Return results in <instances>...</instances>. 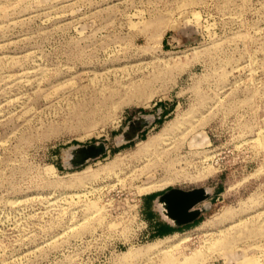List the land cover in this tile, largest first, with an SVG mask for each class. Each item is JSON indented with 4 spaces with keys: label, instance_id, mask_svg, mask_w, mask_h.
I'll return each mask as SVG.
<instances>
[{
    "label": "rangeland",
    "instance_id": "1",
    "mask_svg": "<svg viewBox=\"0 0 264 264\" xmlns=\"http://www.w3.org/2000/svg\"><path fill=\"white\" fill-rule=\"evenodd\" d=\"M0 264H264V0H0Z\"/></svg>",
    "mask_w": 264,
    "mask_h": 264
},
{
    "label": "water",
    "instance_id": "2",
    "mask_svg": "<svg viewBox=\"0 0 264 264\" xmlns=\"http://www.w3.org/2000/svg\"><path fill=\"white\" fill-rule=\"evenodd\" d=\"M148 125L144 117H138L127 124L120 141L128 143L137 138ZM107 153L105 143H94L84 146L73 147L69 151V165L72 168L84 166L89 161L101 158ZM209 193L205 188L181 190L171 188L156 198L162 205L163 215L176 226L188 225L198 220L206 211L207 207L202 204L208 199Z\"/></svg>",
    "mask_w": 264,
    "mask_h": 264
},
{
    "label": "crops",
    "instance_id": "3",
    "mask_svg": "<svg viewBox=\"0 0 264 264\" xmlns=\"http://www.w3.org/2000/svg\"><path fill=\"white\" fill-rule=\"evenodd\" d=\"M156 199V198H155ZM145 201H142V210H143V205ZM151 212L152 216L149 220L147 221L148 228L151 234H154L156 231H159L162 234H167L166 236L176 234L179 232L181 229L191 225H182V226H176L174 225L170 220L166 219L163 216L162 211L160 210V207L157 203L156 200L152 201L151 204Z\"/></svg>",
    "mask_w": 264,
    "mask_h": 264
},
{
    "label": "trees",
    "instance_id": "4",
    "mask_svg": "<svg viewBox=\"0 0 264 264\" xmlns=\"http://www.w3.org/2000/svg\"><path fill=\"white\" fill-rule=\"evenodd\" d=\"M157 196L158 195H150V197H146L144 199L145 203L143 205V213L145 214V219L146 220H149L151 218V216H152L151 202H152V199H155V197H157ZM200 218L198 220H196L194 223H192L191 225H197L201 221ZM166 235H168V233L167 234H162L159 231H156L154 234H152V236L155 237V238H163Z\"/></svg>",
    "mask_w": 264,
    "mask_h": 264
},
{
    "label": "bare ground",
    "instance_id": "5",
    "mask_svg": "<svg viewBox=\"0 0 264 264\" xmlns=\"http://www.w3.org/2000/svg\"><path fill=\"white\" fill-rule=\"evenodd\" d=\"M158 205H159V207H160L161 211H163L162 205H161V204H158Z\"/></svg>",
    "mask_w": 264,
    "mask_h": 264
}]
</instances>
